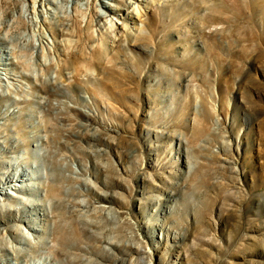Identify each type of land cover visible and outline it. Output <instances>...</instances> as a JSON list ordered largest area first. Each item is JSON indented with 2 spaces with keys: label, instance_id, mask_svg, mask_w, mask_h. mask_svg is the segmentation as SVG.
Returning <instances> with one entry per match:
<instances>
[{
  "label": "rangeland",
  "instance_id": "1",
  "mask_svg": "<svg viewBox=\"0 0 264 264\" xmlns=\"http://www.w3.org/2000/svg\"><path fill=\"white\" fill-rule=\"evenodd\" d=\"M35 1L27 38L0 0V264H264L262 0Z\"/></svg>",
  "mask_w": 264,
  "mask_h": 264
},
{
  "label": "bare ground",
  "instance_id": "2",
  "mask_svg": "<svg viewBox=\"0 0 264 264\" xmlns=\"http://www.w3.org/2000/svg\"><path fill=\"white\" fill-rule=\"evenodd\" d=\"M41 1H42V3H41ZM68 1H69V3L70 2L78 3L80 0H68ZM194 1H199V2H201L203 4H205V5H212L213 7H211V10L210 11L213 12V15H217L218 18L221 17V13L219 12L221 10V8L223 9L225 7L224 9L229 10V8L226 5V3L223 4L222 6H220L221 5L220 3H224L223 0H216V2L213 1V3L216 6H217V3H218L220 9H218L213 3H211V4L210 3H207L208 0H194ZM242 1H244V0H242ZM37 2L38 1H35L34 0V7L36 6V3ZM50 2H53L55 4V7L54 8L48 7V4ZM63 2H64V0H39V3H38V7L39 8H38V11L42 15L45 14L44 12L47 9L50 10L48 12L58 13V11H60L61 8H62ZM152 2L153 3H157V0H153ZM256 2H257V0H245L244 1V3H247V5L248 4L256 5ZM262 2L263 3L261 5H262L263 11H264V0H262ZM16 3L19 6V8H17L18 16H17L16 21L19 22V23H21V24H25L26 25L25 29L20 32L21 37L31 38V37H35V36H42V31L39 32V33H37L38 31L35 32L36 31L35 30L36 23H34L35 22L34 21V17H30V14L34 13V11L30 10V8H29L30 7V4L27 2V0H16ZM235 9L233 11H236ZM238 9L241 10L242 8H238ZM28 11H30V12L28 13ZM4 23H8V21L3 22L2 25ZM54 25L55 26L52 27L51 33H53L55 35H60V33L62 34V32L60 31L61 28L59 26V23L58 22H54ZM8 36H9L8 30L1 35V39L4 40V43L5 44L8 43V41H9V37ZM7 47H9V51L7 52V54L12 55V49H13V47L11 45H7ZM12 58H13V56L8 57L7 55L5 56L3 53H0V64H2V65L11 64L12 63V61H11ZM3 78L4 77H2V72L0 71V99H2V100H0V106L1 107H5V106H8L9 105V103L11 102V100L8 99V98L15 97L17 100H23V101L29 99V98H27L25 96L26 95L25 93H24L25 95L22 94L25 91L24 90L25 87L23 85H18L17 86V84H16V86H12L11 85L12 87L10 86V84L4 85V83H3V80L4 79ZM20 89H21V93H16ZM15 93L18 94V95H21V97L23 96L22 97L23 99L22 98H19L20 96L19 97H16L17 95H15ZM37 97H39V96H37ZM36 99H37V101H39V102L42 103V96L39 97V98H36ZM39 146H40V148H42V144L41 143L39 144Z\"/></svg>",
  "mask_w": 264,
  "mask_h": 264
}]
</instances>
